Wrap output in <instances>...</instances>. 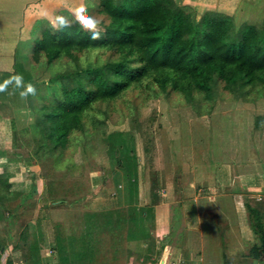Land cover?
I'll use <instances>...</instances> for the list:
<instances>
[{
    "label": "rangeland",
    "instance_id": "1",
    "mask_svg": "<svg viewBox=\"0 0 264 264\" xmlns=\"http://www.w3.org/2000/svg\"><path fill=\"white\" fill-rule=\"evenodd\" d=\"M5 1L9 7L10 0H0V4H5ZM100 1L98 0L97 3L93 1V8H89L87 4L85 8L79 3L72 11L67 12H74L77 16V10L83 8L84 17L94 18L97 21L96 31L103 32L104 26L101 23L108 24L109 18L100 12ZM114 1L119 3L120 0ZM258 1L257 5L247 6L244 13L237 19L242 20L252 16L256 20L251 17L250 20L236 22L234 19L237 26L247 22L264 28V0ZM49 26L52 30L58 28L56 17L51 21L47 19L38 21L34 27L36 37H41L43 30ZM20 50L24 51L22 56L25 54L31 58L33 46L29 43L25 42ZM108 56L106 48H92L80 55L79 62L83 67L97 66ZM30 58L27 68H30L32 63ZM71 69H75V63L66 57L55 61L51 66H47L43 61L40 69L37 68V71L33 73L36 76L34 84L31 83L39 85L37 95L42 94L41 102L51 103L63 98L60 91L61 82L51 81L49 77L67 74ZM18 76L13 74L16 83L21 82ZM152 78L150 76L145 81H152ZM46 82L53 84L52 87L40 86ZM145 88H147L146 92L145 89L142 92L140 88H132L109 103H93L84 111L83 127L70 133L62 153H57L53 158L46 157L45 154L44 160L40 158V153L35 152L34 142H32V138L37 133L36 123L38 120L41 121L38 113L42 112L41 102L36 104V111L30 108L22 110V114H14L15 117L17 116V124L23 127L19 134L20 146L15 150L11 149L13 132L0 133V140H4L0 142V175L10 177L12 181L10 186L7 182H0V193L9 197L5 202L0 201V250L7 248L2 251V255L8 260H6L7 263L12 261L13 264L14 262L15 264H39L28 257V249L22 247L20 252H13V246L18 238L24 236L25 232L29 231L30 234L32 231L29 229L30 223L38 221L37 224L45 228L47 234L52 232L55 237L58 234L65 237L63 242L57 245V250L61 249L63 254L60 256L61 259L68 256V264H83L80 260L72 259V249L81 247L80 242L76 245L74 243L71 247L73 235L84 236V238L87 236L93 243L97 242L100 236L101 245H105L109 250L107 257L110 260L113 257L118 258V245L121 244L120 251L124 249V252L120 253L116 264H183V262H170L161 252L153 253V249L156 251L158 247H164L168 237L151 238L153 249L150 248V250L142 241L128 244L130 239L140 240L149 229H153L156 223V206L159 207L161 203L166 202L169 205L168 213L173 220V226H170L171 237L178 235L181 201L176 203L175 197L168 196L166 183L176 185L181 183L179 175L185 168L182 167L180 171H164L165 164L170 163L173 153L169 144L174 140L171 147L176 145V152L173 155L176 154L182 163H187L189 156L180 150L183 148L180 142L184 137L183 146L186 151L190 152L191 146L193 147L194 155L191 165L193 166V161L204 162L200 166L212 165L216 174H220L218 166L228 159V153L237 152L241 146L247 145V141L249 145V142L256 141L258 137L262 138L264 90L254 89L250 100H243L226 91L221 83L218 89L219 95L214 101H207V103L199 94L196 102L188 103L183 95L174 91L165 94L156 93L157 85H147ZM53 92L55 94H52ZM2 107L5 112H8L7 107ZM0 112L4 110L1 109ZM10 112L14 110L10 109ZM253 121L254 125L251 129ZM179 127L183 134L178 131ZM187 127H192L195 132L200 130L201 134L189 133ZM263 138L262 145H264ZM6 147L8 151L4 152ZM46 149L44 148L45 152L48 151ZM117 156L122 166L119 165ZM176 166L180 167L178 163ZM262 166H258L260 175L264 173V166L263 169ZM60 183L61 187H59ZM235 183L240 186V178H237ZM178 188L182 189V186L178 185ZM212 189L213 186L208 183L201 190L198 188L197 193L213 196ZM218 191H220L219 188ZM59 195L64 196L60 198ZM183 199L184 203L187 199L189 201L194 198L187 196L181 200ZM256 206L264 211V197ZM101 212H103V218L99 215ZM220 213L213 215L211 220L225 236L227 235L224 232L225 227L221 225L225 222V217ZM90 214H93L92 218H89ZM57 223L64 225L61 233L57 231L59 227ZM120 228L122 233L119 238L113 235V232ZM248 230L249 228H246L245 235L247 239H250ZM3 239L7 242L4 243ZM156 242H159V245ZM223 245L227 250L226 236L223 239ZM52 249L49 246L47 251ZM248 249L250 250V247ZM166 251L170 254L169 249ZM50 253L47 252V254ZM88 253L92 255V259L96 260L94 252L88 251ZM52 254H50L52 256L50 262L56 260V256ZM23 256L27 259L24 260ZM146 256L159 257L161 260L158 259L156 262L147 260L145 263L142 257ZM60 258L59 261L57 260L59 263ZM246 262L248 263L244 261L243 264H247ZM40 264L43 263L40 262ZM44 264L53 263L44 262Z\"/></svg>",
    "mask_w": 264,
    "mask_h": 264
},
{
    "label": "trees",
    "instance_id": "2",
    "mask_svg": "<svg viewBox=\"0 0 264 264\" xmlns=\"http://www.w3.org/2000/svg\"><path fill=\"white\" fill-rule=\"evenodd\" d=\"M99 7L109 18L108 24L101 23L104 31H98L100 39L91 38L92 32L82 27L75 13L60 12L56 16L58 28L46 27L41 37H35L30 68L16 67L13 73L22 77V83L30 85L35 82L33 73L40 69L43 61L51 66L66 57L75 63V69L67 74L49 77L51 81L61 82V100L45 103L41 102L42 94L37 95V91L27 94L29 107L35 111L36 104L41 102L42 112H38L41 121L36 123L37 133L32 138L41 159L62 153L70 133L83 127L84 111L93 103H109L132 88L146 92L147 85H157L156 93L174 91L183 95L188 103L196 102L199 94L205 102L214 101L221 83L226 91L243 100H250L254 89L264 90V28L261 25L245 22L237 26L233 16L215 11L200 14L178 0H120L119 3L101 0ZM61 17L66 25L61 24ZM92 48H106L109 56L100 65L81 66L80 55ZM150 76L152 81H145ZM49 83L40 86L50 88L53 84ZM20 133L21 130H13L12 150L20 146ZM3 151H8L7 147ZM0 182L12 184L10 177L1 175ZM6 199L9 197L0 193V201ZM247 209L259 240L250 249L249 257L262 264L264 214L250 205ZM99 215L103 218V212ZM57 226L61 233L64 225L57 223ZM121 233L120 228L113 235L120 238ZM55 238L56 247L65 239L61 234ZM79 242L81 247L72 249L71 254L73 260L83 264H116L120 253L124 252V249L120 251L119 244L118 258L110 260L109 250L101 245L100 236L93 243L87 236L73 235L71 247ZM28 244L29 231L18 238L13 252H20ZM88 251L96 254V260ZM2 254L0 250V258ZM58 255L59 258L63 255L61 249ZM67 257L60 258L58 263L68 264Z\"/></svg>",
    "mask_w": 264,
    "mask_h": 264
},
{
    "label": "crops",
    "instance_id": "3",
    "mask_svg": "<svg viewBox=\"0 0 264 264\" xmlns=\"http://www.w3.org/2000/svg\"><path fill=\"white\" fill-rule=\"evenodd\" d=\"M93 1L97 3L98 0H10L11 5L9 7L6 1L5 4H0V89H2L0 90V111L1 109L4 110V112H0V133L13 132L14 129L22 131L23 127L17 124V116L15 117L14 114H22V110L30 109L28 107L29 104L26 103L28 100L27 94L29 92V86L35 91L38 90L39 85H26L22 83V77L20 75L18 76L21 81L20 83H16L13 78L16 67L27 68L29 64L30 57L25 54L22 56L21 54L24 51L20 50V47L25 42L33 46L32 43L34 44L36 37L34 27L38 21L42 19L54 20L60 12L72 11L79 3L83 7L87 4L90 8L93 5ZM178 1L183 5L192 6L198 13L215 11L233 16L236 22L250 20L252 16H248L242 20L237 19L244 13V9L247 6L257 5L259 3L258 0ZM256 8L258 12V7ZM252 19L256 20L253 17ZM5 75L7 76L5 77ZM2 106L7 107L8 112H5ZM10 109H13L14 112H10ZM25 113L28 112L25 111ZM258 122L260 123V121ZM233 125L236 126V124ZM251 125L252 129L254 121ZM187 129L189 133L201 134L200 130L195 132L192 127H187ZM178 131L181 134L184 133L181 131V127L178 128ZM185 131L187 132V130ZM171 132L174 133L173 130ZM172 137L174 139V136ZM179 138L181 139L180 136ZM262 138L258 137L256 141L252 142L251 137H249L251 141L249 145L251 147L247 141L248 146H241L237 152L232 151L228 153V159L218 166L220 174H216V170H214L212 165L200 166L204 162L197 163L193 161L194 167L191 165L192 163L190 162L193 160L194 151L192 146L190 152L186 151L183 146L184 137L180 142L183 147L180 150H183L189 156V160H187V163H182L178 160L176 154L173 155L176 152V145L171 147L174 140L172 142L170 140L171 144L169 146L173 153L171 154L172 158L170 163L167 165L166 162L164 171H180L182 167L185 168L184 172H180L179 175L181 183L177 185L170 184L169 182L166 183L169 192L168 196L175 197L177 199L176 203L181 201L179 214L181 218L178 224V235L174 238L171 237L170 226L173 224V220L168 213L169 205L166 202L161 203L159 207L156 206V223L153 225V229H149L144 238L140 240L130 239L128 244L142 241L146 247H149L148 250H150V248L153 249L151 238L164 236L168 237L164 243V251L162 247H158L156 251L153 249V253H163L165 255L164 258L170 262H183V264H243L244 261H248V263L246 262L247 264H260L249 257L248 247L251 249L255 244L259 243V240L251 226L247 205L257 208L256 204L260 203L261 198L264 197V173H261V176L258 172V166H262V164L264 166V145L261 143ZM194 139H196L195 135ZM177 163L180 166L178 168L176 166ZM237 178L241 180L240 186L235 183ZM208 183L210 186H213V196H205L197 193L198 188L201 190ZM178 185L182 186V189H179ZM218 188L220 191H218ZM187 196H192L194 199H190L189 201L187 199L183 203L186 198L181 199ZM257 209L264 214V211L259 208ZM219 213L225 217V224L223 223L221 225H224V232L227 233L225 235L227 239V250H225V246L223 245L225 236L222 235V232L214 224L213 220H211L213 215ZM37 223L38 221L32 224L30 223L29 229L32 231L29 234V244L23 248L28 249V257L33 261L39 262V264L40 262L43 264L44 262L58 263L59 256L54 233L50 232V234H47L46 229L41 228V225ZM246 228H249L250 239H247L245 235ZM3 242L5 243L7 241L3 239ZM156 243L159 245V242ZM49 246L53 249L47 251ZM167 249H169L170 254L167 253ZM5 250L7 248L4 247L2 251ZM47 252H51L50 254L54 253L52 255L56 256V260L50 262L52 256L47 254ZM23 257L25 258L24 260L27 259L25 256ZM149 257H142V260H145L144 262L147 263V260L156 262L160 259L159 257L152 258L151 256L152 259ZM6 260L2 256L0 258V264H7L8 260ZM262 260V264H264V256Z\"/></svg>",
    "mask_w": 264,
    "mask_h": 264
},
{
    "label": "clouds",
    "instance_id": "4",
    "mask_svg": "<svg viewBox=\"0 0 264 264\" xmlns=\"http://www.w3.org/2000/svg\"><path fill=\"white\" fill-rule=\"evenodd\" d=\"M83 14H84L83 8L77 10V19L81 23L82 27H84V28H86L92 32L91 38L93 40L100 39V33L96 31L97 21L92 17H84ZM59 20H60L62 25H66L67 22L64 21V19L62 17L59 18ZM0 90H2V89H0ZM28 91L34 93V89L31 86H29ZM22 95H24V94H22Z\"/></svg>",
    "mask_w": 264,
    "mask_h": 264
},
{
    "label": "bare ground",
    "instance_id": "5",
    "mask_svg": "<svg viewBox=\"0 0 264 264\" xmlns=\"http://www.w3.org/2000/svg\"><path fill=\"white\" fill-rule=\"evenodd\" d=\"M69 9V8H68Z\"/></svg>",
    "mask_w": 264,
    "mask_h": 264
}]
</instances>
